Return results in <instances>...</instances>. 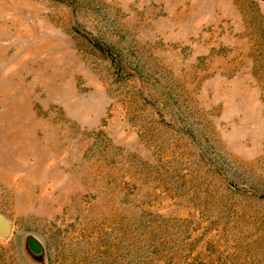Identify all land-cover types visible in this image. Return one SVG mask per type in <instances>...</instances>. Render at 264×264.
Masks as SVG:
<instances>
[{"label": "rangeland", "instance_id": "374dc122", "mask_svg": "<svg viewBox=\"0 0 264 264\" xmlns=\"http://www.w3.org/2000/svg\"><path fill=\"white\" fill-rule=\"evenodd\" d=\"M0 264H264V0H0Z\"/></svg>", "mask_w": 264, "mask_h": 264}, {"label": "water", "instance_id": "95a60500", "mask_svg": "<svg viewBox=\"0 0 264 264\" xmlns=\"http://www.w3.org/2000/svg\"><path fill=\"white\" fill-rule=\"evenodd\" d=\"M12 229V224L3 214L0 213V237L7 238Z\"/></svg>", "mask_w": 264, "mask_h": 264}]
</instances>
